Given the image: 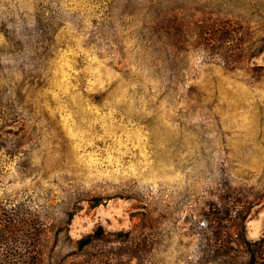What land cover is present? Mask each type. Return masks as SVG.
<instances>
[{"label":"rangeland","instance_id":"374dc122","mask_svg":"<svg viewBox=\"0 0 264 264\" xmlns=\"http://www.w3.org/2000/svg\"><path fill=\"white\" fill-rule=\"evenodd\" d=\"M230 186L264 238V0H0V208L51 225L46 264H215Z\"/></svg>","mask_w":264,"mask_h":264},{"label":"trees","instance_id":"16d2710c","mask_svg":"<svg viewBox=\"0 0 264 264\" xmlns=\"http://www.w3.org/2000/svg\"><path fill=\"white\" fill-rule=\"evenodd\" d=\"M222 38V42L229 41L226 35H222ZM227 189L228 195L225 198L220 196L221 203L213 205L207 214L210 216L207 228L211 235L205 233L201 237L203 252L209 254L215 264H264V238L251 242L246 235L247 219L262 199L257 195L243 196L238 186ZM230 213L231 227L236 233L224 238L223 222ZM51 231V225L27 206L0 208V264H46L44 251ZM103 234V228L99 227L98 236L91 234L79 240L80 248L90 246L95 236L100 237ZM144 242L145 239L138 238V249L129 257L144 260L139 254L142 251L139 248ZM232 252L235 257L228 262ZM242 254L247 257V262H240Z\"/></svg>","mask_w":264,"mask_h":264}]
</instances>
